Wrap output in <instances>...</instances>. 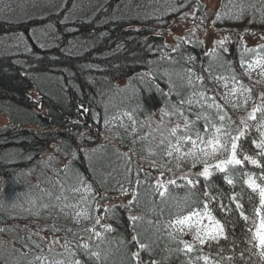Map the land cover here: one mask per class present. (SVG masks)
<instances>
[{"label":"trees","instance_id":"trees-1","mask_svg":"<svg viewBox=\"0 0 264 264\" xmlns=\"http://www.w3.org/2000/svg\"><path fill=\"white\" fill-rule=\"evenodd\" d=\"M198 4V0H0V113L9 123L0 126V224L5 232L0 238L6 236L19 244L15 247L19 253L12 258L0 242V264H39L37 256L70 258L65 248L46 247L38 237L22 234L23 221L54 225L62 233L60 239L66 240L68 249L83 264H188L199 255H208L219 264H264L260 250L248 243L251 233L247 227L251 226L258 196L249 202L245 177L234 175V183L229 185L225 174L215 172L208 181L209 189L199 177L194 179L198 180L194 188L177 182L161 197L154 190L153 172L135 160L141 158L159 173L201 169L199 164L193 167L190 159L165 156L161 140L149 150L148 121L160 108L171 112V105L193 90L187 85V69L203 76L207 94L217 97L225 89L210 76L227 75L226 61L238 76L242 72L239 51L243 46L234 38L226 41L228 52L217 46L213 56L207 55L199 40L180 41L175 51L170 50L156 32V27L166 26L185 11L200 7ZM241 6V18L225 15L234 16ZM217 12L221 19L215 14L211 23L221 33L264 34V0H221ZM199 13H203L201 7ZM239 78L253 89L256 99L257 86L264 85L259 70H254L251 78ZM258 80L261 82L256 83ZM252 106L250 101L248 110ZM85 108L89 111L84 112ZM226 111L236 125L239 116L246 114L230 107ZM125 112L136 121L135 131ZM166 120L169 125L183 124L179 117L167 116ZM197 126L203 131L204 122ZM102 136L132 154L102 142ZM252 139H258L255 128L240 141L241 158L244 154L256 157ZM49 143H55L56 149L46 152ZM60 156L63 163L58 161ZM238 170L261 175V168L250 163ZM81 176L93 193L84 192ZM77 188L80 191H73ZM124 189L136 192L133 204L115 205V209L103 206L111 195ZM206 190L217 198L211 208L224 223L227 238L197 244L192 253L180 251L183 244L179 241L192 242L191 233L177 234L174 240L165 224L185 198L196 201L199 197L202 207ZM237 193L250 217L247 226L235 210L232 197ZM220 204L233 211H222ZM85 210L90 218L81 216L77 222L76 213ZM129 216L142 217L135 229ZM97 217L112 227V231L102 232L103 238L88 231L97 225ZM133 235L148 247L140 249L132 241ZM84 243L100 253L98 260L77 247Z\"/></svg>","mask_w":264,"mask_h":264},{"label":"snow or ice","instance_id":"snow-or-ice-1","mask_svg":"<svg viewBox=\"0 0 264 264\" xmlns=\"http://www.w3.org/2000/svg\"><path fill=\"white\" fill-rule=\"evenodd\" d=\"M174 10V9H173ZM244 7L241 6L240 10L232 14L228 13V18L239 19L243 15ZM216 19H221V13H216ZM215 23V21H213ZM247 31V30H245ZM264 38V37H262ZM229 40L228 36L223 37L218 41H214V44L219 46L224 52H228L229 49L226 46V41ZM241 44L243 39L241 38ZM179 46V45H178ZM175 51V49H173ZM217 52L216 47L210 50L207 55L215 56ZM249 57H252L249 59ZM189 59H194L189 57ZM240 68L242 72L239 76H248L251 78V74L254 70H259V75L264 78V44H258L255 47L243 46L239 51ZM228 65L227 75L210 76L217 82H221L225 91L222 96H209L208 89L203 85L204 77L197 75L192 69H187V85L193 89L188 96L180 99L178 103L171 105L172 111H167L166 108H162L161 111V123H163V117H179L183 119V125L175 124L171 128L166 129L167 136L161 139L160 145L163 148L164 155L172 158L175 155L178 161L190 159L193 167L196 165H202V171L195 175L203 177L205 181V188L209 189L211 185L208 183L210 177L213 176L215 171L223 173L225 181L232 185L234 183V175H242L245 177L244 184L250 189L249 202H254V196H258V205L254 203L253 216L251 218V226L247 227V231L251 233V237L248 243L253 244L258 248L259 255L264 259V91L260 92L259 96L253 98V89L244 83L239 78L235 69L232 68L231 62H225ZM261 81H256L260 83ZM199 84V86H198ZM179 96L180 93H177ZM222 101V103H221ZM252 102V107L248 110L249 102ZM230 107L234 112L244 111L246 115L241 116L239 124L236 125L229 116L226 108ZM195 109V110H194ZM84 112H88V109H83ZM186 112L195 116V119H191ZM123 115L127 116L132 121L133 131L136 130V121L133 119L131 113L125 112ZM115 119V118H113ZM203 121V131L197 126L198 122ZM171 122V121H169ZM109 121L106 118L105 124ZM255 128L258 133V139H252L251 143L257 150L256 157L244 154L243 158L240 156V141L242 138H246L251 129ZM163 136V133H162ZM154 154V153H151ZM218 157H224L218 159ZM259 157L260 159H258ZM215 161V163H211ZM152 165L155 167L156 162L152 161ZM246 163H250L261 168V175L256 177L249 172H241L238 169L243 168ZM163 169V165L159 166ZM179 167V164H177ZM160 176H164V172H160ZM181 179L187 182V185L195 187L198 180H193L184 175ZM260 182H257V181ZM137 185L141 183L139 177L136 181ZM175 179L162 180L157 179L155 183V192L161 197H165L168 193L169 186L176 185ZM80 184L83 187L85 193H93L92 186L88 184L84 178L80 177ZM73 191H80L79 188L73 189ZM127 191V189H124ZM133 199L128 202L129 205L133 204L136 199V192L132 193ZM205 199L202 202L199 197L196 201L185 198L184 202H178L175 215L168 223L165 224L166 228L172 231L168 232V235L172 239H177V234L183 235L185 231L191 233L192 242L180 240L179 243L183 244V248L179 249L187 253H192L197 244L200 246L213 241H219L221 238H227L225 234V225L221 220L217 219L213 214L211 203L215 201L216 197H211L210 192L206 190L203 193ZM59 199V197L57 198ZM235 202V210L239 212V216L246 222H249L250 217L245 214L244 207L240 203V194L237 193L232 197ZM195 205V207H193ZM45 207H47L45 205ZM76 207V205H72ZM115 205L112 206L115 209ZM222 211H233L231 208H226L223 204H220ZM109 210L105 209L107 213ZM83 216L85 219L90 217L87 211H80L76 213L77 222L79 217ZM139 216H129V220L133 224L141 220ZM207 221V223H205ZM100 223V218H96V224ZM105 232L112 231L111 225H103ZM88 231L93 232L95 237L103 238V234L99 231H95V226ZM132 241L138 244L140 249H146L148 245L141 243L138 235L132 236ZM82 247L86 253L95 257L97 260L100 257L98 251H91L88 243L77 246ZM65 254L70 257L67 260L64 259H48L45 256H37L35 259L39 264H83V262L75 257L68 247L67 242L65 244ZM133 257H137L138 253H132ZM230 259V258H229ZM203 261L204 264H219V261H213L208 255H199L193 259H189L188 264H196L197 261ZM152 264H156L155 261Z\"/></svg>","mask_w":264,"mask_h":264},{"label":"rangeland","instance_id":"rangeland-1","mask_svg":"<svg viewBox=\"0 0 264 264\" xmlns=\"http://www.w3.org/2000/svg\"><path fill=\"white\" fill-rule=\"evenodd\" d=\"M221 0H198V6L201 7L203 13H199L200 7H196L194 9H190L184 12V14L180 17L173 19L169 24L163 27H156L155 30L158 34H161L164 37L165 43L169 47L170 50H173L180 41L182 42H193L195 40H199L203 43L207 52H210L213 47L217 48V45L214 44V41H218L225 36L229 38H234L237 42L242 46L247 47H255L258 44H264V34L263 35H253L246 34L244 32L235 33H221L212 25V18L216 14ZM241 38L243 39V44H241ZM121 84L125 83V81H121ZM256 90L258 91L257 97L260 92L264 91V85L257 86ZM33 97L35 98V93L32 92ZM256 97V98H257ZM158 109L154 113H152L150 120L148 121L146 133L148 136V140L146 142V147L150 150L153 147L154 143H157L161 140V137L167 135L166 129L171 128L175 124H181V122H175L174 124L167 123V116L163 117V123H161V110ZM246 114L240 115L244 116ZM9 125L7 118L0 113V126ZM163 133V136H162ZM102 142H110L116 148L124 151L126 154H132L128 148L121 147L117 145L115 142L108 140L105 136H102ZM56 149L55 143H49L46 148V152H50ZM142 168H147V170L153 172V176L155 178V183L157 179L162 180H170L175 179L176 182H186L181 179L184 175H188L190 179L198 178L195 174L202 171V168L196 171H186L180 173L168 172L164 173V176L161 177L159 172L154 171L153 167L147 165L148 163L143 162L141 158L135 159ZM58 161L60 163L64 162V157L60 156ZM218 172V171H215ZM214 172V173H215ZM203 178V177H202ZM133 190L127 189V191H122L118 194L111 195V198L108 202L103 203V206L106 208L112 205H121L126 206L132 197ZM104 224L103 220L100 218V223L95 226V231L103 232L104 228L102 227ZM93 227H91L92 229ZM58 231V232H57ZM0 233L5 234L4 226L0 224ZM21 233L27 234L25 236H31L30 234L38 237L39 241L42 245L46 247H53L57 250H63L65 248L66 240L60 239V235L62 234L56 227L47 223L42 224H33L31 221H23L21 224ZM0 242H3L5 247L2 246L3 250L11 256L12 258L19 253V251L15 248L18 247L19 244H14L12 239L4 236L0 238ZM23 248H25L23 246ZM136 264H152L147 262L137 261Z\"/></svg>","mask_w":264,"mask_h":264}]
</instances>
